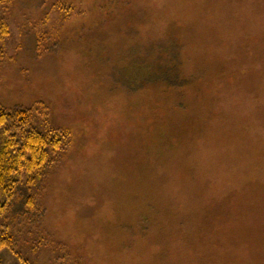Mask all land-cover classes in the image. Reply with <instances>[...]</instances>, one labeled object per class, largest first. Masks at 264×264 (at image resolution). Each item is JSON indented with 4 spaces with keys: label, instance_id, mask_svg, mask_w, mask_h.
<instances>
[{
    "label": "rangeland",
    "instance_id": "rangeland-1",
    "mask_svg": "<svg viewBox=\"0 0 264 264\" xmlns=\"http://www.w3.org/2000/svg\"><path fill=\"white\" fill-rule=\"evenodd\" d=\"M3 16L1 106L72 134L41 215L14 230L25 262L264 264V0H15ZM160 42L203 78L158 91Z\"/></svg>",
    "mask_w": 264,
    "mask_h": 264
},
{
    "label": "trees",
    "instance_id": "trees-1",
    "mask_svg": "<svg viewBox=\"0 0 264 264\" xmlns=\"http://www.w3.org/2000/svg\"><path fill=\"white\" fill-rule=\"evenodd\" d=\"M14 1L0 0V42L9 34L4 11ZM147 45L146 53L151 56L147 59L144 70L148 76L157 80L158 91L171 88L169 90L178 92L183 86L199 82L203 78L202 72L187 73L184 53L172 44L160 42L157 50L150 44ZM2 59L0 51V62ZM246 72L245 69L242 70V74ZM178 106L185 108L182 103H178ZM32 120L29 109H5L0 104V250L5 249L24 264L28 263L14 247V230L24 220L32 224L31 220L36 218L34 215H41L40 209L38 213L35 212L37 203L34 191L41 185L50 167L61 160L66 141H70L72 136L70 130L56 127L39 132L32 128ZM154 215L152 205H146L145 210L134 220L137 221L130 223L127 229L132 234L145 237L152 228ZM157 216L164 218L166 215ZM174 216L179 221L182 217L188 219L182 208L177 209Z\"/></svg>",
    "mask_w": 264,
    "mask_h": 264
}]
</instances>
